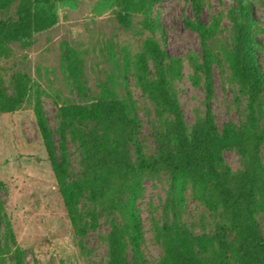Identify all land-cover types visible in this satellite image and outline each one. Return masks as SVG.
<instances>
[{
    "label": "trees",
    "instance_id": "obj_1",
    "mask_svg": "<svg viewBox=\"0 0 264 264\" xmlns=\"http://www.w3.org/2000/svg\"><path fill=\"white\" fill-rule=\"evenodd\" d=\"M57 1L0 0L2 10L17 3L16 17L0 22V53L13 43L31 44L35 33L54 27L58 22ZM156 1L159 0H116L117 19L128 28L131 13L147 14ZM235 2L231 12L233 46L225 54L247 96V113L240 124L228 121L220 130L210 108L215 54L209 41L217 35L219 19L209 27L203 24L202 0H192L195 22L187 24L201 39V59L194 67L204 78L206 111L191 128L172 87V81L181 76V64H167L154 38L145 39L133 61L138 85L153 103L157 118L165 120L155 131L157 156H145L139 144V114L131 99L121 97L114 87H104L101 95L89 102L59 107L58 147L41 101L35 103L37 128L74 232L85 237L103 217L110 224L108 264H146L141 253L143 233L136 202L144 194L142 174L155 176L161 172L169 178V189L163 225L155 228V238L163 252L155 264H264V235L256 217L264 211V125L260 123L264 73L253 31L252 0ZM143 27L152 31L154 23L145 18ZM149 60L154 63L156 78L150 76ZM65 61L77 93L87 99L80 54L69 48ZM13 84L14 93L9 95L0 81L1 114L15 112L32 90V79L26 72H15ZM68 135L82 151L80 179L70 171ZM232 149L243 160L237 171L231 170L224 157V152ZM188 190L213 215L224 217L226 223L217 222L210 233H198L192 225L184 224ZM127 244L133 253L132 262L126 255ZM9 245L14 247L15 264H23L25 251L17 244L0 200V264H7Z\"/></svg>",
    "mask_w": 264,
    "mask_h": 264
},
{
    "label": "rangeland",
    "instance_id": "obj_2",
    "mask_svg": "<svg viewBox=\"0 0 264 264\" xmlns=\"http://www.w3.org/2000/svg\"><path fill=\"white\" fill-rule=\"evenodd\" d=\"M201 20L209 27L219 19L217 35L209 41L215 54L212 64L213 93L210 108L220 130L228 121L240 124L247 113V96L233 76L225 50L232 49L231 12L235 0H202ZM255 23L253 31L260 69L264 73V0H252ZM17 3L0 9V22L16 17ZM116 0H58L57 24L34 34L31 44L13 43L0 53V81L9 95L14 93L13 74L26 72L32 79V90L13 113H0V200L5 205L17 244L25 251L23 264H108L106 218L85 237L78 236L69 221L62 197L42 138L37 128L34 106L39 99L58 147V109L63 104L86 103L101 95L104 87H114L121 97L131 99L140 120L139 144L146 157L159 153L155 131L163 124L151 100L143 93L135 78L133 61L142 51L143 42L154 38L161 46L167 64H181V76L172 81L183 118L189 128L205 114L204 78L194 67L200 61V36L187 23L195 22L192 0H159L147 14L131 13L130 26L117 19ZM145 18L154 23L152 31L143 27ZM75 49L82 58L83 78L88 98L76 91L66 70V53ZM151 78H156L152 60L148 61ZM261 125H264V95L261 98ZM171 116H168V120ZM167 121V118H166ZM133 148V147H132ZM70 171L82 178V151L70 135L67 140ZM232 171L243 166L235 150L224 152ZM261 158L264 162V144ZM135 159V155H133ZM144 194L136 202L142 225V258L155 264L162 249L155 238V228L164 222L165 199L169 178L165 172L151 176L142 174ZM88 208V205L86 204ZM264 235V211L257 213ZM182 222L198 233H210L224 217L213 215L195 200L191 191L185 194ZM4 229L2 228V236ZM7 264H15L12 245L8 247ZM127 258L133 261L129 244Z\"/></svg>",
    "mask_w": 264,
    "mask_h": 264
}]
</instances>
